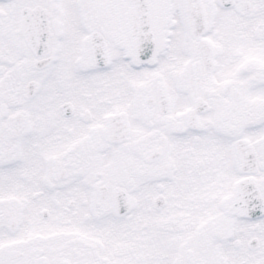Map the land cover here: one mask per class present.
Returning <instances> with one entry per match:
<instances>
[{
    "label": "snow or ice",
    "instance_id": "snow-or-ice-1",
    "mask_svg": "<svg viewBox=\"0 0 264 264\" xmlns=\"http://www.w3.org/2000/svg\"><path fill=\"white\" fill-rule=\"evenodd\" d=\"M0 264H264V0H0Z\"/></svg>",
    "mask_w": 264,
    "mask_h": 264
}]
</instances>
